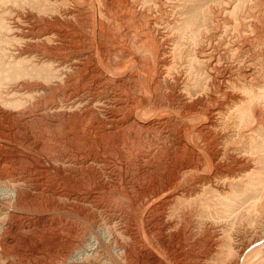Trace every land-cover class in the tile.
Segmentation results:
<instances>
[{
	"label": "bare ground",
	"instance_id": "1",
	"mask_svg": "<svg viewBox=\"0 0 264 264\" xmlns=\"http://www.w3.org/2000/svg\"><path fill=\"white\" fill-rule=\"evenodd\" d=\"M53 1L59 16L15 28L26 65L0 73L13 92L0 104V257L39 230L64 264H264V232L236 245L193 231L231 202L255 212L264 177V89L244 93L248 77L220 74L203 50L211 11L170 23L136 0Z\"/></svg>",
	"mask_w": 264,
	"mask_h": 264
},
{
	"label": "rangeland",
	"instance_id": "2",
	"mask_svg": "<svg viewBox=\"0 0 264 264\" xmlns=\"http://www.w3.org/2000/svg\"><path fill=\"white\" fill-rule=\"evenodd\" d=\"M137 1L136 8H138L139 12L144 13L146 11V14L148 10H151V12L153 11L152 13L150 12L151 16H158L160 22L168 21L170 23H177L178 19L183 20L193 15L200 16L199 13L201 11H211L212 20L208 22V37L210 36V38L202 43L203 50L210 56L212 55L211 57L215 60L218 67L217 70L220 74L224 76L229 75L238 81L240 80V83H242L241 77L243 74L244 77H248L245 80L251 84L248 82L244 93L249 94L250 89H257L255 85H260L262 86L261 89H264V0H139L141 4ZM145 1L147 2L146 4ZM154 1L156 3L158 2V5L160 4V8L155 6ZM53 2V0H0V73L11 71L13 66L17 68L18 64L23 62L22 58H15L12 53L13 49L20 44V40L16 32H14L16 31L15 28L17 26L29 25L30 23L35 24L37 18H49L51 16L50 14L59 16L58 12H60V7L62 8L64 6L63 2ZM148 3L149 6H147ZM145 7L146 10L144 9ZM157 13L160 14L158 15ZM223 21L230 22L229 24H238L242 36L239 33H237L239 36L236 33H234V36L231 30L228 31L224 25L222 26ZM132 42L135 43V40H128L129 46H131ZM183 50L182 57L189 56V59L193 60V47L186 44L183 45ZM135 51L143 57L148 58L149 56L148 53L145 54L146 52L143 49L139 50L135 48ZM228 52L229 54H227ZM195 61H192V64L197 66L195 68L196 75H199L202 79H206L208 73L201 68L197 69L199 66ZM24 64L26 65V63ZM36 67L37 69H42L44 72L48 65L37 64ZM3 88H0V91ZM3 90L0 92V104L5 106L3 105L5 103L2 102L1 97L7 93L6 91L8 93L13 92L9 88ZM161 93L165 96L169 95L165 87H162ZM258 108H261L260 110L264 113L262 100L258 104ZM244 113L249 114L247 109L244 110ZM263 135L264 132L261 136L264 139ZM255 164L257 171L263 177L264 160L258 159ZM257 189L259 197L256 199V202L259 204L255 212H252L253 201H248V198L241 199L236 204L231 202L229 208L232 207V204L236 205L237 208L235 211L231 209L230 212L218 215V217L212 214L210 218H203V221L201 220L199 223H196L193 231L197 233L208 230L209 232L212 229V232H224L226 237L228 235L233 236L231 239L233 241L235 240V244L240 241L238 234L239 236L241 235L244 242L249 241L251 237L259 239L264 232V177L257 186ZM211 226L212 228H209ZM49 233L39 230L17 232L15 235L16 244L8 250V254L11 255L8 257H0V264H64L65 260L63 256L55 257L53 254V251L56 249L61 251V247H49L50 241L47 240ZM7 236L8 234L4 237ZM9 236L7 238H10ZM23 237H27V242L23 241ZM231 239H225V243L228 246ZM45 241H49V243L47 242L45 244ZM37 242L43 244L39 246ZM262 244L264 242L260 245ZM90 260L92 263L94 262L93 264H96L98 261L100 262V260L96 259ZM224 260L220 264H226V259ZM251 261H253V253H248L246 264H250ZM206 264H214V262L208 260Z\"/></svg>",
	"mask_w": 264,
	"mask_h": 264
}]
</instances>
